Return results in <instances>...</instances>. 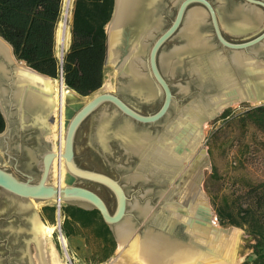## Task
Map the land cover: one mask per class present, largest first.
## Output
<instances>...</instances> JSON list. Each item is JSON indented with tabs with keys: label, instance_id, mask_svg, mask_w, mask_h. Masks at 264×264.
Here are the masks:
<instances>
[{
	"label": "water",
	"instance_id": "obj_1",
	"mask_svg": "<svg viewBox=\"0 0 264 264\" xmlns=\"http://www.w3.org/2000/svg\"><path fill=\"white\" fill-rule=\"evenodd\" d=\"M244 1L248 3V5L236 8L234 10V12L236 13V18L230 19L229 17L227 20V24L231 27V30L236 35H243L258 29V25H260V22L258 24L257 20L253 18L258 14L262 18L261 12H259L257 8L264 11V0ZM166 2H168V0H135L133 2L128 14V18L130 17V21L128 22L127 28L124 32V45L123 48H121L119 57L120 61L118 63L119 65L123 64V69L120 71L122 82L120 84L119 94L111 92L100 93L73 113L67 124L64 149L62 153L59 149H57V151H54L52 144L48 142H44V145L40 146L41 150H44L42 154L43 166L41 175L38 178L37 182H35L36 178L31 174H24L26 179H22L9 171L5 166H0V192L2 196H4L10 202L11 205L17 207L19 213H32L33 210H35L32 201L42 202L56 200L57 202H59L61 201V199H63V201L68 204H75L86 209H97L102 215L103 220L109 225L115 236V239L117 240V242H119L116 228L128 217L129 198L127 197L125 188L120 184L119 181L115 180L114 178L95 170L81 168L76 163V136L81 125L92 114H94L97 110H99L106 104H112L118 110V112H120L121 115L141 124H157L162 120L166 121L168 119L169 113L173 109L174 95L171 86L164 76V72H167L169 70L163 67L164 65L161 62V58L159 55L161 49L165 46V44L173 37H176L177 34L179 35L182 25L185 23L187 13L193 5H201V7L206 10L211 19V26L216 39L224 48L232 51V55L230 56L229 60H227L223 58L219 52L214 51V48H212L211 50V47L208 46V42L206 41L204 36H201L203 42L201 43V45L199 44L200 46L191 47V45L188 44V41L184 39L186 41V45L181 48H174L173 50L168 52V54H163V56L168 55L171 61L173 60V69L178 66V63L183 62V59H185V57H189L190 60L188 70L192 74H195L197 76L196 82H198L199 86L201 87V93L203 94L204 91L214 93L213 95H209L207 97H204L203 94L201 95V99L197 100L196 104L202 107L205 111L203 113L202 120L210 121L220 115L219 113H215L213 110L216 107L220 106V103L222 102L220 101V97L222 96V94L226 96L230 94L229 92H226L229 88L227 83L230 84L237 82L238 84L245 86V88H247L248 83L260 84L258 83L261 81V78H259V76H261V71L259 68H261L262 65H260L258 58H250L248 56H245L244 53L249 51H255V54H258L262 51V53H264V31L249 40L241 42L228 40L223 34L221 28L223 17L219 15L220 12L209 0H178V9L173 22L171 23L169 28L161 32V34L154 40L148 52V64L142 63L143 67L148 68V72H141L140 67H136L134 65L136 60L135 55L140 56V58L146 56L148 50V41L152 40L155 37V33H158L160 31L162 25L161 12L164 9ZM115 10L116 0L111 20L107 25L111 23L115 14ZM106 35L107 39L106 57L104 62L105 66L108 65L109 61L107 30ZM1 39L3 38L1 37ZM3 41L6 42L4 39ZM135 44L140 49L136 54L130 55L129 49ZM12 54L14 57V63H16L17 61L24 63L26 69L30 73L40 77L53 79L27 66L24 61L18 60L15 57L13 50ZM64 54L65 53H63L60 57H58L57 55L61 64L63 63ZM124 59L126 62L124 61ZM6 69L8 70L7 72L6 70H4L0 73V90H5V93L3 95L5 106H3V104L0 102V110L6 120V124L8 125V122H11L14 126H18V128L20 126L21 129L24 130L31 127H37L43 130V126L46 125V118L49 116L51 108L47 107V105H44L43 107L41 104L37 103H32L33 107H28L26 92L17 94V90H22L24 86H22L17 81L14 71V64H7ZM59 81L61 85L67 87L64 84L62 73L60 75ZM141 81L146 82V90L140 88ZM26 88L25 89L27 91H32V94H34V96L41 95L40 93H38V89L35 86L30 85ZM161 92L164 96L162 105L156 112L149 114L140 113L139 111L131 107L121 96L128 94L130 96H134L142 102L150 103L155 100L157 96L161 95ZM75 93L78 94L77 92ZM257 94L254 93L253 95L255 96ZM78 95L82 98L90 96H81L80 94ZM224 102H226V100H223V103ZM263 104L264 103H259L256 106ZM190 106L191 105H188L187 108L182 110L179 118H182L184 112H186V110L190 108ZM206 107H209V110H207ZM210 108L212 109L210 110ZM5 109L7 111V114L5 113ZM60 116L61 111H59V118ZM99 122L105 123L107 131L111 132V134L113 133V136H111L108 142L112 139L118 140L121 145L125 147L126 151L129 154H136L138 156L142 168L144 166L142 163V152L140 150L137 151V149H132V147L126 145L121 138H118L114 135V133H116V131L122 128L125 124L128 125L127 120H124L122 123H120L119 120H116L115 116L107 115V117L99 119ZM132 128L136 134L141 132H137L134 127ZM7 130H9L8 126ZM183 130L178 131L176 135H171L173 139H175L174 142L176 144L180 143L178 142V139L181 137ZM171 133L172 131L169 129L168 131L165 130L162 135H170ZM176 138L178 139L176 140ZM8 139H11L10 133L9 135H6L5 132L0 133V145H2V141L4 140L6 144L5 150L8 149ZM108 142L107 147L103 148L104 150H108ZM178 145L180 146V144ZM181 146L184 148V143H181ZM7 156L11 157V155H9L8 153ZM57 157L64 158L67 169L69 170L71 176L74 178L72 183L62 185L60 180H58L56 185L48 184L52 165ZM185 166H180V168H178V172L182 171ZM150 170L151 169L148 167L144 168L143 171L148 172L154 180H157L156 176H154ZM136 178H140V174L136 176ZM184 178H181V182L178 183L176 178L174 177L173 179L166 180L158 179V181L161 182L162 187H167V185L169 184L172 185L173 183H176L169 191V193L165 195V199L163 200L162 204L159 205V210L157 209V211L152 212L153 208L147 207L149 213L145 215L143 214V211H141L138 207H133L139 213L140 217L145 219L149 217L145 224L150 228L144 231L143 234L152 230L160 232L167 236H171L178 241H188L186 236L178 232L182 231V229L186 227V223L182 220H176V218L171 217V215L169 214V212H175L177 214L190 213V204L184 205L183 200L180 199L182 191L179 189L183 185L182 182H184ZM77 180L92 181L108 188V190H110V192L116 199V210L112 212L104 199L96 192L83 186L76 185ZM200 187L201 182L199 184V188ZM157 194L159 196H164L162 195L163 192H161L160 190L157 191ZM196 216L199 217L198 215ZM166 217H169L170 219L168 218L167 220ZM174 221H177V232H174L169 228V222L171 224V222ZM139 223L140 221L138 219L137 223L132 222L131 230L135 234L139 230L137 226ZM234 228L237 227H228V229ZM200 233L201 234L196 233V236L206 238L205 234H202V232ZM60 239L64 240L63 234H61ZM193 239L195 240L194 237Z\"/></svg>",
	"mask_w": 264,
	"mask_h": 264
},
{
	"label": "rangeland",
	"instance_id": "obj_2",
	"mask_svg": "<svg viewBox=\"0 0 264 264\" xmlns=\"http://www.w3.org/2000/svg\"><path fill=\"white\" fill-rule=\"evenodd\" d=\"M209 1L219 12L223 14L225 12L227 15H233L234 13L232 12H234L237 7L248 5V3L244 0ZM177 9L178 3H175L172 0H168V2H166V5L161 12L162 25L160 31L155 33V37L152 40L148 41L147 54L140 60L141 72H148V68L143 67L142 63L148 64V52L154 40L161 34V32L169 28L176 16ZM194 9L205 12L204 17L199 24L200 26L198 30L200 35L204 36L208 42V46L211 47V50L214 48V51L219 52L223 58L229 60L232 55V51L224 48L216 39L211 26V19L206 10L201 7V5L195 4L189 9V11ZM257 9L262 15L261 26H259L258 29L243 35H236L229 30L223 22H221V28L225 37L231 41L241 42L249 40L262 33L264 31V11L259 8ZM189 11L187 15L189 14ZM223 14H221V17ZM71 19L72 17L68 20L69 29L71 26ZM62 20L63 12L61 21ZM60 23L58 29L60 28ZM184 24L181 29H183ZM180 35L181 34H177L176 37L169 40L161 49L159 55L161 62L163 54H168V52L174 48H181L186 45V41ZM65 52L66 48L63 50L61 44L58 43V57ZM262 52L255 54V51H249L245 52L244 55L253 59L258 58L260 65H264V53ZM189 60V57H185L183 62L178 63V66H176L175 69L172 67V69H168L169 71L164 72V76L171 86L174 95L173 109L170 111L169 117L166 121L162 120L157 124L151 125L141 124L121 115L112 104H106L83 123L77 134L75 143L77 164L81 168L95 170L108 175L119 181L125 188L127 197L129 198L127 218L131 219L132 222L134 221L133 223H137V219L140 221L137 225L139 230L135 236H143V232L150 227L145 224L149 217L146 219L140 217L139 213L133 208V205L137 203L141 207L148 206L149 208H153L152 212L157 211V209L159 210V205L162 204L165 199V195L169 193L176 183H173L172 185L169 184L167 187H162L161 182L154 180L148 172L146 173L145 171H142L138 156L136 154H129L125 147L116 139L110 140L108 142V150H104L103 148H106L107 145L105 147H101L95 141L94 137L99 123V117L102 112L106 111L109 116H115L116 120H119L120 123L127 120L128 124L132 125L137 132L148 131L152 136L162 135L164 132L163 126H167L170 122L178 119L182 110L187 108L188 105L195 106L197 100L201 99V95L203 94L204 97L214 94L212 92L205 91L203 94L201 93V87L198 82H196L197 76L188 70ZM119 68L120 67L117 62H109L108 65L105 66L103 86L95 93L100 94L104 92H111L119 94L120 84L122 82ZM105 83H109L110 86H113L111 88H107L104 86ZM121 96L131 107L142 114L156 112L162 105L164 99L162 92L161 95L157 96L156 99L150 103L142 102L134 96H130L128 94ZM256 105L257 104H252L251 102H237L224 108L219 116L206 122L203 130V138L201 139L198 148H196V152L200 151L201 155H203V157H197V159H201L198 167H201V188L207 196L208 204L216 217V222L219 227L228 228L231 227V225L223 226L220 224L216 211L217 207L223 205V201L230 198L233 194L242 193L251 185L264 182V132L259 130L249 121H243L241 119L244 112L249 107ZM6 112L7 111H5V113ZM57 116L58 115H56L55 118ZM53 124L50 125L51 133L53 130ZM15 128L16 127H14L10 132L11 139L8 140V149L5 150L4 141L3 145H0V166H5L9 171L22 179H26V177L21 172L31 174L36 178L35 182H37L42 172V154L44 151H35V144L31 140H26L23 145V151L22 143L20 142V138L18 136L19 131ZM48 136L47 138L49 139ZM92 138L95 142H92ZM33 150L34 152H31ZM7 153L11 155V157L7 156ZM12 157H16L17 161L13 160ZM57 163L58 162H56V165ZM142 172L146 173L143 174V177L141 175ZM139 174L140 178H136ZM57 181V176L54 175V171L51 170L48 184L56 185ZM76 185L84 186L96 192L104 199L112 212L116 210V199L110 190H108L105 186L86 180H77ZM158 190L163 192L162 195L164 196H159L157 194ZM32 203L35 208L33 212L39 216L41 221L46 225L55 227V232L52 236V243L64 264H120L119 259L122 254V250L120 249V244L117 240V249L115 253L102 263H94L93 250L91 246L86 244V239L82 234L74 235L69 238L65 236L62 231L64 219L62 209L68 205V203L63 201L60 205V211L58 209L59 204L54 200L42 202L32 201ZM8 206L9 204L7 201H0V261L2 264H5V259L8 257L5 248L7 243L4 239L6 237H10V235L6 232V230L9 226L16 228L17 224H21L20 221L16 219L13 208L8 209ZM45 206L56 208L55 223H51L49 221V211L43 210ZM16 212L19 213L18 210H16ZM19 226L21 227V225ZM236 230H239L241 236L240 252L243 256V259L236 262V264L253 260L255 258L254 251L258 239L246 232L244 229L240 228ZM61 234H63V236L67 239V246L63 245L62 239H60ZM90 241L92 244L94 243V239L91 236ZM13 242H15V240H11L8 246L11 247ZM192 247L194 246L192 245ZM28 248L30 252L34 254L35 250L33 245L28 246ZM10 257H13V254H11ZM19 258H22V254ZM96 259L98 258L96 257ZM34 264H37V262L34 261Z\"/></svg>",
	"mask_w": 264,
	"mask_h": 264
},
{
	"label": "bare ground",
	"instance_id": "obj_3",
	"mask_svg": "<svg viewBox=\"0 0 264 264\" xmlns=\"http://www.w3.org/2000/svg\"><path fill=\"white\" fill-rule=\"evenodd\" d=\"M73 1L74 0H64L63 4V20L60 23V28L57 33L59 44L63 45V48H65L69 36L68 20L72 14ZM134 1L135 0H116L114 17L111 23L106 26L109 49L108 63L117 62L118 64L120 61L121 48H123L124 45L123 36L128 22L130 21L128 14ZM174 2L178 3V0H174ZM204 15L205 12L198 9L189 11L185 19L184 27L179 32V34H181L180 36L186 39L191 47L200 46L203 42L198 29ZM222 17L224 25L231 30V27L227 24V20L229 17L230 19L236 18V13L233 15L224 13ZM253 19L257 20L258 24L260 22L258 27L261 26L262 18L259 14L255 15ZM139 49L140 48L135 44L130 47L129 54L134 55ZM135 59L134 65L140 67V56L135 55ZM162 63L164 65L163 67L166 69H172L171 67H173V60L171 61L168 55L163 56ZM7 64H14L17 81L24 86L22 90H17V94L26 92L28 107H33L32 103H37L41 104L43 107L47 105V107L51 108L50 111L54 115L55 121L52 127V133L50 129L48 132L50 133L48 134L49 139H47L53 144V150L57 151V149H59L62 153L65 143L66 128L70 117L78 108L93 99L98 93L90 97L82 98L71 89L61 85L58 79L44 78L30 73L26 69L24 63L20 61L14 63L10 45L4 42L0 37V73L4 70H6V72L8 71L6 69ZM118 66L121 71L123 69V64H118ZM259 69L261 71V76H259L261 81L258 83L260 84L248 83L247 88H245V86L237 82L227 83L229 88L226 92L230 94L227 96L222 94L220 97V101H222L220 106L215 109L213 108V111L220 114L221 111L230 104L241 101L251 102L252 104L264 102V65ZM30 85L35 86L38 89V93L41 95L34 96L32 91L28 90L30 91L28 92L26 87ZM140 85V88L146 90V82L141 81ZM104 86L111 88L113 85L110 86L109 83H105ZM4 93L5 90H0V102L3 106H5V101L3 99ZM254 93L259 94L254 96ZM223 100H226V102L223 103ZM206 109L209 110V107H206ZM211 109L212 108H210V110ZM59 111H61L60 118ZM204 112L203 108L198 104H195V106L191 105L190 108L184 112L182 120L178 118L170 122L167 126H163L164 131H168L169 129L172 131L170 135L152 136L148 131H142L136 134L130 124H125L120 128L121 130H117L114 135L121 138L122 141H124L126 145L131 146L132 149H137V151L140 150L142 152L143 167H149L157 180L173 179L174 177L178 183L181 182V178L190 176L192 171L199 167L201 159H197V157H203L200 151L196 152V148H198L203 138V130L207 122L206 120H202ZM56 115L58 116L55 118ZM107 115L109 114L104 111L101 113L99 119H103L107 117ZM102 123L99 122L96 128L95 140L101 141L103 147H105L108 140L113 136V133L111 134V132L107 131L105 123ZM181 130H183V133L181 137H178L179 139L176 138V140L178 139V142H180L178 144H180V146L181 143H184L185 147L183 148L181 146L184 150L180 149L178 144L175 145V139L172 137ZM56 162H58L57 165ZM182 165L186 166L185 168L183 167L184 169L182 171L178 172V168ZM143 167L142 171L144 170ZM199 169H201V167ZM52 170L62 185L73 182L74 178L69 173L64 158L57 157L53 162ZM146 173L142 172V177L143 174ZM186 177L179 190L182 191L180 199L183 200L184 205L190 204V213L177 214L175 212H169V214L171 217L176 218V220H182L186 223V227L178 232L186 236L188 241H178L171 236L152 230L146 232L143 236H135L137 234L133 233L131 230V219L127 218L116 228L119 246L122 250L119 259L120 264H236V262L243 259L240 252L241 236L239 230H236L240 228L228 229L218 226L216 217L208 204L206 195L201 190V187L199 188L202 174H200V177L196 180V184L190 194H184V186L187 182ZM57 203L61 205L63 199ZM134 206L143 211L145 215L149 213L148 206L141 207L137 203H135L133 207ZM168 218L166 217L167 220ZM26 222L27 227L25 231L27 235L23 238L26 244L25 248H22V260L26 259L29 264H34V261H36L37 264H64L52 243L55 227L44 224L35 212H30L26 215ZM169 226L170 230L177 232V221L171 222V224L169 222ZM200 232L205 234L206 238L197 237L196 233L201 234ZM62 243L64 246H67V239L65 237ZM31 245L34 247V254L30 252L28 248V246ZM192 245L198 248H194Z\"/></svg>",
	"mask_w": 264,
	"mask_h": 264
},
{
	"label": "trees",
	"instance_id": "obj_4",
	"mask_svg": "<svg viewBox=\"0 0 264 264\" xmlns=\"http://www.w3.org/2000/svg\"><path fill=\"white\" fill-rule=\"evenodd\" d=\"M63 4L64 0H0V36L18 60L53 79H59L62 73L69 89L89 96L104 83L106 26L115 0H74L71 43L61 64L56 53V34ZM241 119L264 132V104L249 107ZM5 128L0 110V133ZM43 210L49 211L48 219L55 223L56 208L45 206ZM216 211L221 225L244 229L258 239L255 258L241 264H264V182L233 194ZM62 215L63 233L67 238L82 234L93 250L94 263H102L115 253L114 234L97 209L68 204Z\"/></svg>",
	"mask_w": 264,
	"mask_h": 264
},
{
	"label": "flooded vegetation",
	"instance_id": "obj_5",
	"mask_svg": "<svg viewBox=\"0 0 264 264\" xmlns=\"http://www.w3.org/2000/svg\"><path fill=\"white\" fill-rule=\"evenodd\" d=\"M174 1V0H172ZM225 13V12H224ZM232 13H235V12H232ZM231 13V14H232ZM221 12H220V16H221ZM233 32V31H232ZM126 101V100H125ZM149 114V113H148ZM55 121L54 119V115L50 112L49 116L46 118V125L43 126V130L37 128V127H31L29 129H21V127L18 126H14L13 123L11 122H8V125L6 124V128L3 132H5L6 135H9V133L12 131V129L14 127L17 128V131H19V140L20 142L22 143V149L24 151V143L26 142V140H31L33 141V143L35 144L34 145V149L35 151L37 150L38 151H44V150H41L40 146H43L44 145V142H48V139H47V136L49 132L48 129H50V125L51 123L53 124ZM6 122V120H5ZM83 125V124H82ZM81 125V126H82ZM7 126L9 128V130H7ZM15 128V129H16ZM81 128V127H80ZM188 129V128H187ZM97 130V129H96ZM2 132V133H3ZM79 132V131H78ZM78 134V133H77ZM95 135H96V131H95ZM95 137V136H94ZM77 138V136H76ZM9 140V139H8ZM4 141V140H3ZM3 141H2V145H3ZM96 141V140H95ZM94 139L92 138V142H95ZM101 147H103V144L101 143V141H96ZM6 145V144H5ZM177 145V144H176ZM178 147L180 149H183L181 146L178 145ZM34 152V150L32 151ZM35 154V153H34ZM13 160L17 161L16 157H12ZM75 160H76V151H75ZM77 163V162H76ZM21 172V171H20ZM23 175L26 174V173H23L21 172ZM200 169H196V170H193L191 175L187 177V182L184 186V194L186 195H189L191 190L194 188L195 184H196V180L200 177ZM84 187V186H83ZM86 188V187H85ZM89 189V188H88ZM99 195V194H98ZM100 196V195H99ZM1 200H4V201H7V203L9 204L8 206V209L9 208H13L14 210V214H15V217L16 219H18L20 221L21 224H17V227L14 228L12 226H9L6 230V232L10 235V237H6L4 240L5 242L7 243L6 244V253H7V256L6 259H5V264H29L28 261L25 259L22 260V258H19L20 255L22 254L23 256V253H22V248L24 247L25 248V242L23 240V238L27 235L26 231H25V228L27 227V222H26V215L28 214H24V213H17L16 210L17 207L14 206V205H11L10 202L4 197L2 196V194L0 193V201ZM14 224V223H13ZM21 225V227L19 226ZM19 229V230H18ZM21 231V232H20ZM18 233V234H17ZM11 240H15V242H13L11 244V247L8 246L9 242H11ZM17 242V243H16ZM13 254V257H10V255ZM15 254V255H14ZM0 264H2L0 262Z\"/></svg>",
	"mask_w": 264,
	"mask_h": 264
},
{
	"label": "crops",
	"instance_id": "obj_6",
	"mask_svg": "<svg viewBox=\"0 0 264 264\" xmlns=\"http://www.w3.org/2000/svg\"><path fill=\"white\" fill-rule=\"evenodd\" d=\"M71 17H72V14H71ZM71 21H72V19H71ZM58 43H59V40H58V35H57L56 53H57V50H58ZM70 43H71V32H70V29H69V36H68L67 44L65 46L66 51L68 50V48L70 46ZM61 46L63 47V45H61ZM63 50H64V48H63Z\"/></svg>",
	"mask_w": 264,
	"mask_h": 264
},
{
	"label": "built area",
	"instance_id": "obj_7",
	"mask_svg": "<svg viewBox=\"0 0 264 264\" xmlns=\"http://www.w3.org/2000/svg\"><path fill=\"white\" fill-rule=\"evenodd\" d=\"M58 209H59V211H60V205L58 206Z\"/></svg>",
	"mask_w": 264,
	"mask_h": 264
}]
</instances>
